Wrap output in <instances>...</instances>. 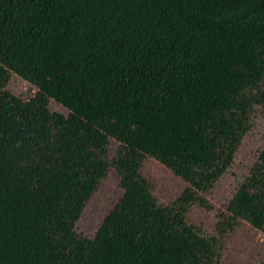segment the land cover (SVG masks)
I'll return each mask as SVG.
<instances>
[{"label": "trees", "instance_id": "obj_1", "mask_svg": "<svg viewBox=\"0 0 264 264\" xmlns=\"http://www.w3.org/2000/svg\"><path fill=\"white\" fill-rule=\"evenodd\" d=\"M10 72L37 94L4 91ZM263 83L264 0H0V264L82 263L93 240L76 225L113 139L124 191L152 156L207 192ZM262 168L218 237L185 221L167 231L169 208L151 198L104 264H215L238 220L264 233Z\"/></svg>", "mask_w": 264, "mask_h": 264}, {"label": "rangeland", "instance_id": "obj_2", "mask_svg": "<svg viewBox=\"0 0 264 264\" xmlns=\"http://www.w3.org/2000/svg\"><path fill=\"white\" fill-rule=\"evenodd\" d=\"M4 91L30 100L38 88L10 72ZM247 133L234 157V162L207 192H200L152 156L143 162L134 186L124 191L116 171L121 144L111 140L106 160L110 167L106 177L89 199L76 225L79 235L93 240L81 264H104L129 225L151 198L169 208L164 220L167 231L176 230L183 221L194 224L207 236H217L222 228V213L239 186L263 171L264 166V83L252 91ZM257 96L259 101H255ZM50 109L70 116V111L50 99ZM226 230H229L225 227ZM220 259L215 264H264V233L240 219L230 232L219 237Z\"/></svg>", "mask_w": 264, "mask_h": 264}]
</instances>
